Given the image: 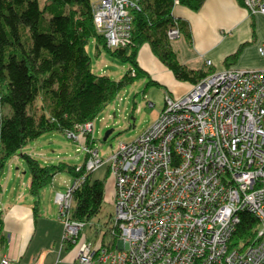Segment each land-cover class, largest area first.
I'll use <instances>...</instances> for the list:
<instances>
[{
    "label": "built area",
    "instance_id": "1",
    "mask_svg": "<svg viewBox=\"0 0 264 264\" xmlns=\"http://www.w3.org/2000/svg\"><path fill=\"white\" fill-rule=\"evenodd\" d=\"M242 1L264 15V0ZM128 5L92 4L108 46L129 37ZM177 35L176 28L168 30L169 38ZM257 51L264 54V43ZM76 128L66 135L80 140L85 172L105 165L112 177L114 217L111 244L79 241L84 223L70 211L84 174L55 193L59 248L77 244L71 264H264V67H223L180 95H166L156 118L105 157L85 145L92 123ZM242 210L259 226L254 241L238 250L229 241ZM15 261L0 251V264Z\"/></svg>",
    "mask_w": 264,
    "mask_h": 264
},
{
    "label": "trees",
    "instance_id": "2",
    "mask_svg": "<svg viewBox=\"0 0 264 264\" xmlns=\"http://www.w3.org/2000/svg\"><path fill=\"white\" fill-rule=\"evenodd\" d=\"M95 1L44 0L39 5L38 0H0V106L7 108L5 113L0 111V176L7 160L20 155L29 171L28 191L37 196L58 171L66 170L73 178L84 174L72 191L70 211L73 219L83 223L99 211L104 197V180H92L91 172H85V156L79 165L62 160L41 164L31 154L18 151L45 132H76L77 125L92 122L125 85L149 75L138 63L143 44L175 79L189 86L215 70L212 64L193 69L181 63L168 37V30L176 28L190 38L189 25L174 15V6L197 10L204 0H129V37L113 47L94 25ZM89 39L94 40L95 55L102 50L128 65L120 77L93 71L85 50ZM239 54L227 56L224 67ZM92 144L91 134H85V145ZM258 226L254 214L240 211L229 245L244 250L254 241Z\"/></svg>",
    "mask_w": 264,
    "mask_h": 264
},
{
    "label": "crops",
    "instance_id": "3",
    "mask_svg": "<svg viewBox=\"0 0 264 264\" xmlns=\"http://www.w3.org/2000/svg\"><path fill=\"white\" fill-rule=\"evenodd\" d=\"M173 13L189 25L191 40L181 34L171 40L178 60L187 67L205 68V60L210 59L213 68L219 70L233 52L240 54L230 66L264 67V54L257 51L264 43L263 14L251 15L239 0H204L197 11L177 4ZM138 63L145 70L152 64L165 67L147 44L138 50ZM184 83L183 91L174 96L189 89ZM10 179L0 182V251L15 258V264H71L77 245L67 243L59 248L62 223L51 203L59 192L53 181L33 196L28 191L30 178L11 186ZM46 198L51 202L42 203Z\"/></svg>",
    "mask_w": 264,
    "mask_h": 264
},
{
    "label": "rangeland",
    "instance_id": "4",
    "mask_svg": "<svg viewBox=\"0 0 264 264\" xmlns=\"http://www.w3.org/2000/svg\"><path fill=\"white\" fill-rule=\"evenodd\" d=\"M38 2L39 5H43L44 0H38ZM129 25L131 26V24ZM182 37L188 39L186 35H182ZM85 50L90 56L91 68L97 73H106L115 79L127 69L126 63L120 62L102 50L99 55H95L93 39L88 40ZM148 68L149 75L137 77L133 82L125 85L116 98L92 120V145L98 150L99 156H107L119 141H129L138 135L155 119L164 105L165 96L174 97L186 86L183 81L175 79L166 66L161 69L162 67L152 64ZM149 79H154L158 83H150ZM0 111L5 113L7 111L6 106H0ZM108 130L110 132L103 140L102 138ZM21 151L31 154L41 164L57 163L62 160L68 164L79 165L84 159V151L79 141L59 131L45 132L39 135L28 141L18 153ZM6 178H11L9 180L10 186L15 181L19 185L28 180L29 171L20 155L12 156L5 163L0 182L4 183ZM90 178L92 180H104V197L99 211L84 222L79 241L87 240L91 244L108 245L111 244L112 239L108 229L112 225L114 217L113 180L110 173L106 172L105 165L93 170ZM52 181L56 190L64 192L73 182V176L66 170L58 171L53 175ZM43 202L46 204L51 201L46 198L45 200L42 199ZM51 203L57 214V204L53 198Z\"/></svg>",
    "mask_w": 264,
    "mask_h": 264
},
{
    "label": "water",
    "instance_id": "5",
    "mask_svg": "<svg viewBox=\"0 0 264 264\" xmlns=\"http://www.w3.org/2000/svg\"><path fill=\"white\" fill-rule=\"evenodd\" d=\"M110 132V130H108V131H106V133L104 134V136H103V140L107 137V135H108V133Z\"/></svg>",
    "mask_w": 264,
    "mask_h": 264
}]
</instances>
